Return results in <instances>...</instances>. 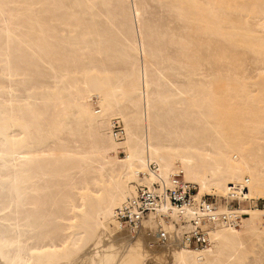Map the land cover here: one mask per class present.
Instances as JSON below:
<instances>
[{
    "label": "bare ground",
    "instance_id": "bare-ground-1",
    "mask_svg": "<svg viewBox=\"0 0 264 264\" xmlns=\"http://www.w3.org/2000/svg\"><path fill=\"white\" fill-rule=\"evenodd\" d=\"M174 175L237 224L119 222ZM258 200L264 0H0V264H264Z\"/></svg>",
    "mask_w": 264,
    "mask_h": 264
},
{
    "label": "built area",
    "instance_id": "built-area-1",
    "mask_svg": "<svg viewBox=\"0 0 264 264\" xmlns=\"http://www.w3.org/2000/svg\"><path fill=\"white\" fill-rule=\"evenodd\" d=\"M116 134H121L119 126L114 128ZM196 189L194 185L182 180L180 175H174L171 187H167L164 192L138 188L136 193L129 197L117 210V218L119 222L131 229H136L144 216L149 211L155 210L165 197L168 198L171 207L179 211V214L186 209L189 216V228L184 231L183 238L189 244L204 246L208 243L207 233L203 228L206 222H225L236 225L238 215L235 210L218 212L215 199L210 196H202L195 198ZM227 197L229 200H237L239 196L234 190H231ZM227 198H223L225 202ZM260 201L258 200V204ZM238 204L234 203L233 207ZM161 238H165V234L161 232Z\"/></svg>",
    "mask_w": 264,
    "mask_h": 264
},
{
    "label": "rangeland",
    "instance_id": "rangeland-1",
    "mask_svg": "<svg viewBox=\"0 0 264 264\" xmlns=\"http://www.w3.org/2000/svg\"><path fill=\"white\" fill-rule=\"evenodd\" d=\"M92 103H93L94 107L97 106L96 103H95V100H94V99H92ZM210 196H213V195H210ZM213 197H215V199H217V200L220 198V196H213ZM242 197H243V196H242ZM244 198H246V197H244ZM246 199H249V198H246ZM249 200L251 201V203H250V201L248 202V201L246 200V205H247V206L253 205L252 203H254L253 206H255V204L257 203V199H249ZM263 204H264V200L259 202V206H261V205H263Z\"/></svg>",
    "mask_w": 264,
    "mask_h": 264
}]
</instances>
